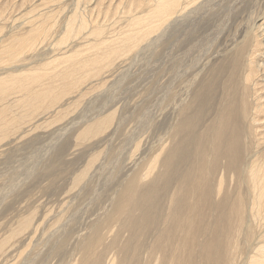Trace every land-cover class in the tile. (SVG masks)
<instances>
[{"label":"bare ground","instance_id":"1","mask_svg":"<svg viewBox=\"0 0 264 264\" xmlns=\"http://www.w3.org/2000/svg\"><path fill=\"white\" fill-rule=\"evenodd\" d=\"M25 1L27 0H22L21 4H24ZM64 1L40 0L39 6L32 7L19 17H15L17 13H14V18L13 15H6L5 11L14 9L15 7H12V5H10L11 7H6V4L0 6V66L4 65L6 67H4L5 69L3 67L0 68V70L3 69V72L0 74V141L4 140L10 133L17 132L19 130V125H21V120L25 122L27 117L30 118L31 116L35 118L41 113H38V111L42 110L43 112L48 110L65 94L69 93L70 90L82 84L83 80H86L90 76H97L103 71V68L105 69L110 66L114 60H119V58L121 59V57L135 51L154 33L157 34L154 35L155 37L151 38L152 41L161 38L164 39L166 43L170 40L168 39L169 37H164L166 34H169L167 32L170 28L176 31L175 33H170L171 35L174 36V34L178 33L182 36L184 34L181 31L183 29L182 26L188 21L190 15L194 17L195 14L198 13L194 8L190 10L188 8L196 2L198 4L203 2L201 0H138V4H132L134 9L130 7L132 10L126 12L127 15L129 14L124 20L126 21L124 23L126 27H123L126 29H123L121 26V29L117 28L118 31L111 34L108 32L109 24L107 26V31L105 29L106 27L100 24V22H97L99 25L93 23L94 26H92V24L89 23L91 20L88 21L87 19L89 18H84V16L87 15V11L85 13L82 10V13L86 14L84 16L80 14V10L84 9L82 7L79 12L78 9L69 12V15H67L65 19L64 17L66 15L63 17L59 16L64 19L62 24L59 25L58 21L55 19L63 9ZM73 1L75 2V0H72V3ZM79 1L81 0H76V5L78 3L80 4ZM87 2L88 1H86V6ZM46 3H56L59 8H57V10H50L48 6H43L46 11L41 10V6ZM65 5L68 6L67 3H65ZM202 5H204V2ZM82 6L84 7L85 3ZM124 9L125 7L123 10ZM187 9L189 11H187ZM21 10L25 9L21 8ZM118 11L121 10L118 9ZM8 18H12V20H10L11 27L9 29H7L4 24V21ZM260 20H262V22H259L260 24L258 25L256 24V29L251 30L255 33L252 32L251 46L249 45L250 48L243 50V47H238L236 52L230 54V56H226L225 59L230 58L227 63L211 68L208 76L204 80L203 78L201 79L203 81L202 85L205 84V89L200 93L196 92L195 97L197 102L195 107L193 106L194 110L188 115H182L177 123H175L177 118L173 117L176 120L173 126H170L171 124H167L168 126L166 124L161 126L162 128L164 127L162 129L163 136L165 132L173 136L171 137L173 140L171 139L172 142L169 143L168 147L164 148V144L160 143L162 141L158 142L156 140L158 137L156 135L155 143L158 142L161 144L160 146L158 144L156 150L152 151L154 142L152 143L153 145L151 144L150 146L140 149V144L138 142L139 139H141L142 133L140 131L139 134L140 129L138 132H135L136 130H131L132 132L128 136L129 139H127L128 143L124 140L126 144L123 143V147L120 148L116 154L113 149L114 147L111 148L112 145L107 146L105 153L108 156L107 160H113L115 165H117L119 161L122 162V165L125 161L133 160L134 165L131 172L125 174L124 178L120 180L117 188L119 193L112 194L108 199L110 208L104 211V214L90 224V232L78 241L77 249L81 252L78 253V255L81 254V260H83L81 262H83V264H114L116 260L115 257H117L119 253H121V255H118L119 257L118 260H116V264H200L199 257L202 255L200 252L206 253L205 256L209 255L207 258H210V264H234V254L239 251L243 252L246 245H252V248L253 246L255 247V251L249 258L248 264H264V230H262V228L260 229V226L264 228V74H261L262 71H264V59L262 58L259 60L257 58L260 52L264 56L263 14ZM15 21H18L16 25L14 23ZM108 21H110V19ZM190 22L192 21L190 20ZM120 24L123 25L122 23ZM14 25L15 27H12ZM57 27H59L60 30H56L59 32L56 37L59 35L60 37L56 41H54V38L52 44L49 39L54 29ZM113 28L114 27L110 30L112 31ZM85 34L87 35V41H83L84 44H80L82 47L79 48H75L72 45L73 47L70 48L71 51L74 49L76 50L67 56L56 58L52 55V58L41 65L36 66L33 64L34 67L32 65V67H28L26 64L14 65V63L19 62V57L22 56L24 52L30 51L31 54L32 51L42 50L46 48L47 45L54 51L57 48L67 49V47L71 45L70 42L79 39V36ZM248 35L247 37H249ZM177 39H175L174 42H176ZM149 40L150 39H148V41ZM171 40H173V38ZM245 45L248 46L247 44ZM85 52H87V54H85ZM80 53H82V55ZM135 54L136 53H134V56ZM262 55L259 56L262 57ZM55 56L58 55L56 54ZM40 59H42V57H40ZM55 62L56 64H54ZM19 63L22 64V62ZM57 63L65 64L60 69L55 70L56 66L59 67ZM52 66H54L53 70L51 69L53 68ZM111 70L112 67L110 71ZM112 71L110 73H112ZM197 76L201 77V74L194 77L198 78ZM87 80L89 81L90 79ZM54 82L59 83L55 84ZM86 84L89 83L87 82ZM85 87L83 89H85ZM164 93L166 92L164 91ZM11 95L14 96L11 98ZM167 97L169 96L167 95ZM192 102H194L193 99ZM173 107L174 106H172V108ZM14 108H20L22 113L10 114V111ZM101 110L103 111V109ZM102 111L98 112V117L95 115L96 117L94 116V119H86L87 123L82 131H85L86 134H94L96 136L102 135V133L110 127L112 121H114L113 111L106 112L105 114ZM206 113H209L210 120L207 118L208 115L206 116ZM110 120V124L106 126ZM115 120L116 123L113 122L115 126L112 134H110V136L112 135L111 137L115 136L114 134L117 132L121 122H123L119 115ZM27 123L29 122H26V124ZM124 125L125 124H123V126ZM22 128H24V126H22ZM20 130L18 132H20ZM171 130L173 132H171ZM104 133L107 134L106 132ZM122 133L126 132L123 130ZM171 133H173V135ZM260 134H262V136ZM166 135L165 133V137ZM117 136L120 137V135ZM135 136L138 137L137 141L134 140L136 138ZM142 137L144 136L142 135ZM159 137L161 138L160 135ZM103 153L101 156L100 152L91 155L84 170L73 178L74 184L86 179L88 172L92 169L96 161V164L100 161ZM120 157L122 159H120ZM228 176L234 178L233 187H231V183L228 185L226 184ZM147 178V181H150V183L147 184V182H145L147 186L144 185L141 187L143 180ZM81 188L80 190H83V188ZM85 192H87L86 189ZM220 192H222V194ZM82 193L86 196L88 194ZM219 194L221 198L216 201V197ZM76 195L75 197L77 198L78 195ZM85 195L83 199H85ZM82 201L83 200L80 202ZM30 214L31 213H29L30 217H23L17 222V224L19 223L20 229L22 227H31V220H33L34 217L32 219L33 215L31 214V216ZM47 216H44L45 218L43 219L48 218ZM57 220L59 221V219ZM56 221H53V223L55 224ZM254 222L257 224L259 223L257 227L261 230V233L259 231V233H256L257 230L255 232L256 227L253 229ZM40 223L43 225L42 220ZM114 224H117V228L115 227V235H112L113 240L107 245H103L105 234L111 235L110 233L112 231L114 232V227L112 229ZM34 225L36 226L37 224ZM108 228L109 232L107 230ZM31 229L33 230V228ZM13 230L17 232V229ZM13 230L12 232H14ZM205 230L206 236H204L203 243L200 241L197 247L199 243V240L195 239L199 236L197 233L199 232L200 234L201 231L204 232ZM31 232L30 234L33 233ZM220 232L222 234V241L218 242L215 238L219 236ZM124 233L128 235V237L126 236L127 245L124 244L123 247L120 246V252L116 254L114 253L117 251V247L115 248V246H119L118 244L122 239L121 235L123 236ZM237 233L239 234L238 239L240 241H236ZM63 234L65 235V233ZM34 235L35 232L32 236ZM202 235L201 233V236ZM65 236L59 234L54 238V242L51 244L47 253L49 257L53 255V252L61 256L64 254ZM110 237L111 236L107 237V240L104 239L105 243ZM124 237L125 235L123 238ZM126 237L124 239H126ZM6 238H1L0 244L5 243L7 240ZM146 239H148L147 245ZM234 241L236 242L235 244ZM44 242H46V240ZM40 244L44 245L45 243H39L38 246H41ZM205 244L208 245L205 246ZM13 245L14 244H12V246ZM38 246H35V248ZM100 246H104L102 252L99 251L96 254V250L102 248ZM196 247L198 249V256ZM22 248L25 247H21L20 249ZM114 248L116 250H114ZM74 249L77 250L76 248ZM30 250L32 251L33 249ZM20 253L18 255H20ZM29 253L31 256V252ZM2 254H4V252ZM249 254L247 253V255ZM80 256L78 257L80 258ZM6 259L8 258L6 257ZM46 259L47 258H45V260ZM13 260H10V262H13ZM22 260H24V258ZM28 260L26 259V261ZM71 262L75 264L74 261ZM4 263L5 262H3V264ZM45 263L48 264L47 261Z\"/></svg>","mask_w":264,"mask_h":264},{"label":"rangeland","instance_id":"2","mask_svg":"<svg viewBox=\"0 0 264 264\" xmlns=\"http://www.w3.org/2000/svg\"><path fill=\"white\" fill-rule=\"evenodd\" d=\"M86 1H88L87 6H86ZM201 1L204 2V5H202L203 2L199 1L200 2L199 4L196 2L193 5H191V7L188 8L189 10L194 8L198 13L195 14L194 17L190 15L188 21L182 26L183 29L181 31L184 33L183 34L184 36L183 35L181 36L178 33L174 34V36L171 35L176 31H174L175 29L170 28L167 33L169 34L171 33L170 34L171 37L169 34H166V36L164 37V38L169 37L168 39L170 41L166 43L165 40L161 38L159 40L152 41L151 38L155 37L154 35L157 34L154 33L153 35H151L152 37L150 36V38H148L150 39L149 41L147 39V41L144 42L141 46H139L135 51L129 53L124 57H121V59L119 58V60L118 59L114 60V62L110 66L106 67L105 69L103 68L102 69L103 71L97 76L95 77L90 76L89 78H87L90 79L89 80L90 82L87 79L83 80L82 84L80 85L78 84L79 86L76 87L77 89L74 88L75 90L74 89L70 90L69 93L65 94L58 101L59 103L61 101L60 104L56 102L53 106L50 107L51 109L49 108L50 110L48 109L49 111L48 110L43 112L42 110L38 111V113L40 112L41 113L38 114L35 118L30 116V118L27 117V120H25V122H23L24 120H21V125H19V127L21 128L18 127V129L19 130L22 129V130H20V132H18L19 130L17 132H14L15 134L12 132L9 134V136H6L4 140L0 141V241L1 238L3 237L4 239L6 237L8 238L12 237L9 239L6 238L7 239L6 242L0 244L1 247L0 264H3V262H5L4 264H17V263L23 264L24 262H25L24 264H40V263L47 264L45 263L46 261L48 262V264H72L71 261H74L75 264H83V262H81L83 261L81 260L82 259V257L80 256L81 254L78 255V253H81L79 252L80 250L77 249L78 248L77 243H79L78 241L83 236H86L88 232H90V226H91L90 224H92L94 220H96L102 214H104V211L110 208L108 204V199L111 197L112 194L119 193L117 191V188L119 186L120 180L124 178L125 174L131 172L134 165L133 160L125 161L122 165H121L122 163L121 161H119L118 164L115 165L113 160H107L108 156L105 154L107 146L112 145L111 148L114 147L113 149L116 154L118 150L123 147L122 144L125 143L124 140L126 142L128 141L127 139H129L128 136L130 135V133L133 130H136L135 132H138V130L140 129L139 134L140 131L143 133V134L141 133V137H140L141 139H139L138 141L140 144V149H142L143 147L150 146L154 142L153 143L154 145L152 144L153 145L152 151H154L156 150V148H158L157 146L159 144L158 143L159 141H162L160 143L164 144V148L168 147L169 143H171L173 140V138H171L173 136L169 135V133L167 132H165L167 134L166 137H165V133L163 136L162 129L164 127L162 128L161 126L165 124L166 125L171 124L170 126H173L175 125V123L179 121L182 115H188L192 112V110H194L193 106L195 107L197 102L195 97L196 92L200 93L202 90L205 89L204 88L205 84L202 85L203 81L201 79L203 78L204 80L208 76L211 68L218 67L221 64L227 63V61H229L230 58L225 59L226 56L227 55L230 56V54L236 52L238 47H243L242 48L243 50H247L250 48L252 32L255 33L254 31L251 30H255L257 27L256 24L258 25L262 22V20L260 19L262 17V14L264 15L263 12L264 0H223V1L201 0ZM39 2L40 0L39 1L27 0L25 1L24 4H21L22 0H9V2L8 0H0L1 3L0 6L6 4V7H9L10 5H12V7H15L14 9H8L5 11L6 15L9 16L13 15L14 18V13H17L15 14V17H19L23 13L29 11L32 7L34 8L39 6L40 5ZM79 2L80 4L81 3L82 4L80 5L78 3L79 5L78 4L76 5L77 3L76 0L75 2L73 1V3L72 0L64 1L63 4L64 7L58 14V17L55 19L56 21H58L59 25H61L62 21H64L67 15H69V12H71L74 9L75 10L78 9L79 12L80 8L82 7L85 10L81 9L80 14L84 16L86 14H83L82 12L84 11L86 13L87 11V15L84 16V18L85 17L86 19L89 18L87 20L88 21L91 20L89 21V23H91L92 26H94L93 23L95 25H99L97 22H100V24L106 27L105 29L107 31V26L109 24L108 32L114 34L115 32L118 31V29H121L123 26L126 27V24H124L126 21L124 20L129 15V14L127 15L126 12L132 10L133 8L132 4H138L139 1L138 0H113V1L112 0H84V1L81 0ZM65 3H67L68 6H66ZM84 3L85 6L83 7L82 5H84ZM43 6H48L50 10H57V8H59L56 3H46L41 6L42 7L41 10L43 11H46L45 7ZM124 7L125 9L123 10ZM21 8L25 9L26 11L21 10ZM118 9L121 11H118ZM188 9L187 11H189ZM117 14L120 15L118 16ZM64 15L66 16L64 17V19H62ZM59 16L62 17L60 18ZM109 19L110 21H108ZM10 20H12V18L11 19L8 18L7 20H5L4 21L5 23L3 22L7 29L11 27ZM190 20L193 23L190 22ZM17 22L16 21L14 22L15 25ZM11 23L13 25L12 21ZM120 23H122L123 25H121ZM15 25L12 27H15ZM112 27L114 28L111 31L110 29ZM125 27H123V29H126ZM58 29L60 30L59 27L54 29L52 33L53 36L51 35L49 39L51 40L50 42L52 44L54 38H55L54 41H56L60 37V35L56 37V35L59 33L58 31H56ZM247 35L249 37H247ZM81 36H79V39H75V40L71 39L73 40V42H70L71 45L67 47V49L57 48L54 51L51 50L50 49L51 47H49L46 44L47 47L42 50L32 51L31 54L30 51L24 52L22 56L19 57L20 58L19 62H22V64L18 62V63H14V65L26 64V66L28 67H32V66L34 67L33 64H35L36 66L41 65L42 63L46 62L48 59L52 58V55L56 58L57 57L61 58L65 55L67 56L68 54H71L73 53L74 50H76L74 49L71 51L70 49L71 47L73 46L75 48L82 47L80 44L83 45L84 42L87 41L86 34L83 35L84 37L82 36L83 38ZM244 36L247 38H245ZM172 38L173 40H171ZM175 39H177L176 42H174ZM244 43L247 44L248 46H246ZM55 52L58 56H55L56 55ZM134 53H136L135 56ZM80 54L82 55V53ZM85 54H87V52H85ZM259 55H262V53L261 52L258 53L257 58L259 60L262 58L264 59L263 55L262 57ZM40 57H42V59H40ZM39 59L42 61H40ZM54 64H56V62ZM57 64H59L58 65L59 67L56 66L55 70L60 69L62 66H64L65 63L62 64L57 63ZM2 67L4 68L5 66L4 65L0 66V68ZM52 67L53 68L51 69L53 70L54 66ZM111 67L113 70V71L111 70L112 73H110ZM1 72H3V69L0 70V74ZM198 74L199 75L201 74V77L200 76H197L198 78L194 77ZM261 74H264V71H262ZM86 81L89 84H86L87 83ZM54 83L58 84L59 82H54ZM84 87L85 89H83ZM164 91L167 94L164 93ZM167 95L169 97H167ZM13 96L14 95H11L10 97L12 98ZM164 96L166 97V100ZM192 99L194 102H192ZM172 106L174 107L172 108ZM101 109H103V111ZM99 111H102L104 114L106 112H111V111L114 112V121H112V123L110 124L111 122L110 120L106 124V126L110 124L111 128L109 127L104 131L107 134L103 132L102 135L100 134L99 136H96L94 134H86L85 131H82V129L86 126L85 125L87 123L86 119H90V118L94 119L97 115H99L98 113ZM177 111H179L180 113ZM20 112H21L20 108H16V109L14 108L12 109V111H10V114H21L22 112L21 113ZM208 114L209 113H206V116ZM118 115L121 116L122 119L121 121L123 122H121L117 132L114 134L115 136L111 137L112 135L110 136V134H112L113 128L115 126L113 122L116 123L115 118H117ZM173 117L177 118V121ZM207 118H209L210 120V115H208ZM26 122L29 123L26 124ZM155 123L158 124L156 125ZM123 124L125 125L123 126ZM158 125L161 127V129ZM22 126H24V128H22ZM157 126L159 127V129ZM123 128H127V129H123ZM122 129L127 134L122 133L123 132ZM159 131H161L162 133ZM171 132L173 131L171 130ZM158 134L161 136V138L162 137L165 138H162L163 139L162 140ZM171 134L173 135V133ZM117 135H120V137ZM142 135L144 137H142ZM156 135L158 136L157 139H156ZM260 135L262 136V134ZM111 139L113 140V142ZM155 139L158 142L155 143L156 141ZM134 140L137 141L138 137H136ZM161 144H159V146ZM98 152H100V156L104 152L100 161L97 164H96L97 161L95 162L96 165L95 164L93 165L92 169L88 172L86 179L81 180L80 182L74 184L73 178L79 172L84 170L85 165L88 162L91 155L96 154ZM120 159L122 158L120 157ZM147 180L148 178L146 180L145 179L143 180L141 187H143L144 185L147 186V184L150 183V181L148 182ZM233 180L234 178L228 176L226 180V184L228 185L229 183H231L230 185L231 187H233L234 185ZM84 182L85 184L87 183L85 187H84L85 185ZM145 182H147V184ZM81 187L83 188L84 191L80 190ZM85 189L87 190V192H85ZM82 192L88 193L87 196ZM220 193L222 194V192ZM75 195L77 196V198L75 197ZM84 195L86 196L85 199H83ZM220 198L221 195L219 194L216 197V201L220 200ZM81 200L83 201L80 202ZM47 212H51V213H47ZM29 213L33 215L32 216L30 214L32 216V219L34 217V219L31 220V224H30L31 227L30 226L28 228L22 227L20 229L19 223L17 224V222L21 218L29 216ZM44 216H47L48 218L43 219L45 218ZM40 219L42 220L43 225L42 223H40L41 222ZM57 219H59V221ZM53 221H56L55 224L53 223ZM255 223L256 222H254L253 225L254 227L252 226L253 229H255L256 227L255 232L257 230L256 233L259 232L261 233V230H259V228L257 227V225L259 226V223L258 224ZM34 224H37L39 228L37 225L35 226ZM115 227L117 228V224H114V226H112L114 232L112 231L113 233L111 232L110 233L111 235L107 233L105 234L104 236L105 240H107V237L109 236L111 237L110 239H108V241H106V243L105 240L103 239L104 242L103 245H107L108 243L111 242V240H113V236L115 235V230H116ZM31 228H33V230L36 228L34 231L35 237L32 236L34 232ZM261 228L262 230H264L262 226H260V229ZM13 229H17V232L14 231ZM27 229L30 231H28ZM12 230L14 232H12ZM107 230L109 232V228ZM30 232L32 234H30ZM28 233L30 234L31 237L29 236ZM63 233H65L66 236ZM201 233L203 234L202 236ZM201 233L199 234L198 232L197 234L199 236L198 238H195L196 240L197 239L199 240L198 241L199 243L196 241L198 243L197 247L200 244V241L201 243H203L202 241L205 238L204 236H206V230L204 232L201 231ZM59 234L65 236L66 242L64 244L65 245L64 254L61 256L60 254H55L53 252L54 257L53 255H51L52 253L50 254L51 256L49 257V254H47L49 248L51 244H53L54 238ZM124 235L125 237L126 236L128 237L127 233L126 234L124 233ZM123 236L121 235L122 238L121 241L123 242L120 241L118 244L119 246H115V248L117 247L116 248L117 251L114 252L116 254L120 252V249L121 247H123L124 244L127 245V237L126 239H124L125 237L123 238ZM238 236L239 234L236 235V241L237 240L240 241L238 239ZM216 237L217 238L215 239L218 242L222 241L221 232L219 236ZM45 240L46 242H44ZM42 242L45 244L44 245L40 244L41 246H38V244ZM147 243H148V239H146V245ZM235 243L236 242L234 241V244ZM12 244L14 245L12 246ZM28 245L30 248L28 247ZM206 245L208 244H205V246ZM35 246L38 247L35 248ZM251 246L252 245L250 246L246 245V248L249 247L248 249L244 248L243 252L239 251L238 252L239 254L235 253L233 263L248 264L249 258L255 251V247L253 246L252 248ZM19 247L20 248L25 247V248H22L23 249L22 250ZM103 247L101 249L98 248L96 250V254L99 251L102 252ZM197 247L196 250L198 256ZM74 248H76L78 252ZM115 248L114 250H116ZM30 249L33 250L31 251ZM22 251L24 252V254ZM1 252L2 253L4 252V254H2ZM18 252L19 253L21 252L22 254L20 253V255H18L19 254ZM29 252H31L33 257L32 255L30 256ZM246 252L250 254L247 255ZM200 253L203 255V256L201 255L202 257L200 256ZM200 253H199L200 256L199 259L201 262L200 264H204V263L210 264V258L209 257H208L209 259L207 258V256L209 255L205 256L206 253L205 254L202 252ZM118 255H121V253L117 254V257H115L116 260H118L119 257ZM5 256L8 259H6ZM78 256H80V258ZM204 257L207 259H205ZM23 258L24 260H22ZM45 258L47 259L45 260ZM26 259L32 261L29 260L26 261ZM10 260L11 261L13 260V262H10ZM116 260L114 261L115 263L113 262L114 264L117 263ZM207 260L209 263L207 262ZM34 261L37 262L35 263Z\"/></svg>","mask_w":264,"mask_h":264}]
</instances>
